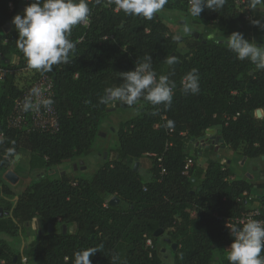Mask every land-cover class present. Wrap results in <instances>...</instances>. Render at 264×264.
<instances>
[{"label":"trees","instance_id":"trees-1","mask_svg":"<svg viewBox=\"0 0 264 264\" xmlns=\"http://www.w3.org/2000/svg\"><path fill=\"white\" fill-rule=\"evenodd\" d=\"M87 2L90 21L75 26L70 36L76 53L45 72L52 78L57 130L26 133L7 127L13 101L21 94L17 71L30 67L16 46L17 31L3 30L11 6L18 8L16 1L0 0V232L20 235L26 223L39 220L45 234L29 242L26 257L43 264H73V254L89 247L100 248L91 264H113V257L115 264H164L156 243L172 230L165 237L176 246L169 248L171 264H229L214 259L232 242L224 220L234 224L255 210V219L264 220V176L236 178L227 163L216 160H207L204 167L193 164L185 172L190 156L184 147L187 140H199L217 128L232 155L248 161L264 157V115L255 116L264 110V70L238 60L225 41L232 32L247 36L250 0H226L222 9H205L197 18L189 14V0H168L164 9L185 12L192 23L219 30V40L199 33L178 38L159 13L147 20L126 15L112 0ZM30 3L25 0L23 7ZM180 47L186 51L180 53ZM172 55L177 68L167 63ZM9 56L17 58V69L10 67ZM145 56H151L157 79L166 75L175 84L171 105L143 99L141 111L121 125L111 159L93 176L54 179L57 166L90 153L110 105L101 103L105 89L122 85V73L134 70ZM193 69L199 92L185 94L183 78ZM21 149L30 152L29 168L44 173L14 194L3 175ZM126 157L148 159L150 178L143 181L123 162ZM111 197L118 203L106 202ZM146 240L151 246H145ZM0 264H23L22 256L15 258L13 249L0 241Z\"/></svg>","mask_w":264,"mask_h":264},{"label":"clouds","instance_id":"clouds-1","mask_svg":"<svg viewBox=\"0 0 264 264\" xmlns=\"http://www.w3.org/2000/svg\"><path fill=\"white\" fill-rule=\"evenodd\" d=\"M96 2L100 3V0ZM167 2L168 0H112L116 8L126 15L147 20H152ZM225 3L226 0H189L188 11L192 17L197 18L205 9L217 11ZM250 3L251 9L264 8V0H250ZM90 16L91 9L87 0H31L22 14H16L11 20L18 33L16 46L30 68L50 72L54 65L68 63L69 58L76 53V44L70 39L72 29L78 24L88 23ZM252 23L264 29L259 20ZM183 31L190 34L192 28L189 24H184ZM225 41L238 60H247L257 70H264V44L258 45L240 32H232ZM167 63L173 65L175 59L169 58ZM122 78V85L105 89L101 103L108 105L121 102L133 106L143 98L153 105H171L175 84L166 75L157 79L151 56H145L142 62H136L134 70L122 73ZM183 91L185 94L199 92V76L195 69L183 78ZM40 95V90L33 87L23 101V110L32 109L33 97ZM43 103L50 106L52 101L44 100ZM226 227L232 238L226 250L229 264H264V255H261L264 252V220L248 218L240 224L227 223ZM99 251V247L76 251L73 254V264H91L90 257Z\"/></svg>","mask_w":264,"mask_h":264},{"label":"rangeland","instance_id":"rangeland-1","mask_svg":"<svg viewBox=\"0 0 264 264\" xmlns=\"http://www.w3.org/2000/svg\"><path fill=\"white\" fill-rule=\"evenodd\" d=\"M16 8L14 5L11 6L12 17L6 27L3 28L4 32H8L11 30H15L14 26L11 24L12 18L23 11L20 10V7L24 6L25 0H15ZM162 16L163 21L168 25L170 31L179 37H186L191 34H200L203 37H210L213 39H222V33L217 29H207L203 24H194L191 22L189 16L185 12H179L177 10H166L163 9L159 12ZM254 20H259L261 25H264V10L263 8H255L251 9V13L246 18V28H247V36L246 39L257 43L258 45L264 44V29L260 26L254 25L252 22ZM189 24L192 28V32L190 34H186L183 31V25ZM198 37V35H197ZM186 50L182 47L179 48V52L183 53ZM9 60L11 63V68L14 70L17 69L15 67L17 63V58L15 56H9ZM3 71L0 69V75L3 77ZM40 71L35 70V76L31 77L32 80H35L39 77ZM29 77V76H27ZM18 86L20 85V81H24V76L19 75ZM143 106V98H141L132 108L130 109H116L114 106V102L111 103L108 107L106 115L102 118V121L99 125V130L97 134L93 137V140L90 144V153L85 156L78 157L74 160L75 169L72 170L71 166L68 162H64L61 165L57 166L55 171L52 172V176L54 179L59 178L60 175H68L74 177L76 179L79 178H90L94 175L97 168L103 165L106 161L110 160L113 155V150L116 148L118 144V134L121 128V125L127 121L128 119L136 116L142 109ZM264 115V110H258L255 112V116L261 118ZM212 135L215 136L214 131ZM218 135V133H217ZM209 133L205 132L204 142L205 145L201 146L205 155L203 156V161H206L209 157H214L215 149L221 153V163L226 164L228 161V165L230 170L235 174L236 178L241 179H253L259 180L264 176V159L257 158L251 161L241 158L237 155H232L228 148L222 146L215 138L209 139ZM217 141V142H216ZM197 143L200 145V140H187L185 142V146L188 144ZM228 151H227V150ZM17 160L10 159V171H12L17 177L18 180L14 185H11V189L14 194H18L21 192L23 187L32 179L40 176L44 173V170H31L28 166V161L30 157V152L21 149L18 154ZM192 161L194 160V156L190 157ZM80 161V162H79ZM126 165L131 167L134 171L138 172L141 175L143 181L147 180L150 176L149 174V161L148 159H140L133 160L131 158H127L125 161ZM118 203V202H117ZM172 230H167L158 236L156 247L161 250V260L164 264H171L170 252L169 248L174 242L171 240L169 244L165 243L163 239H165L167 232H171ZM45 234V229L40 225L39 220L33 219L32 221L25 224L22 228V233L19 234H5L0 232V241L9 245L15 254V258L22 256L23 264H43L40 260H29L26 257V251L28 249V244L31 242L37 234ZM145 246H147V242L145 241ZM227 248L223 250L216 251L214 253V259L217 261H221L223 259H227ZM167 249V250H166Z\"/></svg>","mask_w":264,"mask_h":264},{"label":"built area","instance_id":"built-area-1","mask_svg":"<svg viewBox=\"0 0 264 264\" xmlns=\"http://www.w3.org/2000/svg\"><path fill=\"white\" fill-rule=\"evenodd\" d=\"M88 23L81 24V26L86 27ZM24 76V81H20L19 89L21 94L13 101V108L11 114L7 118V127L18 131H24L26 133H31L34 131H42L53 133L57 130V116L54 107L51 103L50 106L44 105V100H51L53 96V83L52 78L45 72H39V77L32 80L34 77L35 70L32 68H24L17 71ZM3 73V72H2ZM29 76V77H27ZM19 77V76H18ZM2 76L0 75V80ZM36 87L40 90L41 95L39 97H33L34 107L29 111L23 110V101L29 96L30 90ZM39 105L36 107L35 105ZM200 142H203L201 140ZM193 165V161L187 158L184 165L185 172L189 167ZM243 196H247L243 193ZM256 198V196H254ZM108 202V201H106ZM259 215L257 210L245 213L240 218L234 220V224H240L241 222L247 220L248 218L255 219ZM225 225L229 223L227 219L224 220ZM147 246H151L150 240H146Z\"/></svg>","mask_w":264,"mask_h":264},{"label":"crops","instance_id":"crops-1","mask_svg":"<svg viewBox=\"0 0 264 264\" xmlns=\"http://www.w3.org/2000/svg\"><path fill=\"white\" fill-rule=\"evenodd\" d=\"M213 131H214L215 136L212 135V132H213ZM208 133H209V136H208L209 139H212V138H215L216 140L219 139V137H218V135H217V133H218V129H217V128H214V129H212V130H209ZM204 138H205V137H202V138L199 139L200 141L203 140V142H201L200 145L197 144V143H192V146H190L191 144H188V146L186 145V146L184 147V151H185V153H186L188 156H190V157L194 156L193 164H195V165H197V166H200V167H204L205 164H206V161H207V160H216V161H218V162L221 163V162H222V161H221V153L218 152L217 149H215L214 157L211 156V157H209L206 161H203V156L205 155V152L202 151L201 146L205 145ZM203 147H204V146H203ZM226 150H227V149H226ZM227 151H228V150H227ZM29 158H30V157H29ZM126 159H127V157L124 158L123 161H125ZM28 163H29V161H28ZM124 163H125V162H124ZM227 163H228V161H227ZM149 178H150V176L147 178V180H148Z\"/></svg>","mask_w":264,"mask_h":264},{"label":"water","instance_id":"water-1","mask_svg":"<svg viewBox=\"0 0 264 264\" xmlns=\"http://www.w3.org/2000/svg\"><path fill=\"white\" fill-rule=\"evenodd\" d=\"M23 9H24V7H20V10L21 11H23ZM156 16H157V14H155ZM195 37H197V35H195ZM171 58H173V55L171 56ZM174 68H177L178 66H179V62L177 61V60H175V63L172 65ZM218 141V140H217ZM216 141V142H217ZM219 143L221 144L222 143V141L221 140H219ZM17 158H18V156H15V160H17ZM262 159H264V157H261ZM9 167H10V163H7L6 164V172L4 173V175H3V179L6 181V182H8V183H10L11 185H14L16 182H17V180H18V177L12 172V171H10V169H9ZM192 181H193V179H191ZM110 204H116L117 203V199H116V197H111L110 199H109V201H108ZM7 214V213H6ZM0 215H1V209H0ZM26 224H28V223H26ZM51 228H52V225H49L48 226V231L50 232L51 231ZM65 231V227H63V232ZM160 230L159 231H157L156 233H155V236H158L159 234H160ZM163 241L165 242V243H167V244H169L170 242H171V240L170 239H167V238H165V239H163ZM171 248L174 250L175 248H176V246H175V244H172L171 245Z\"/></svg>","mask_w":264,"mask_h":264},{"label":"flooded vegetation","instance_id":"flooded-vegetation-1","mask_svg":"<svg viewBox=\"0 0 264 264\" xmlns=\"http://www.w3.org/2000/svg\"><path fill=\"white\" fill-rule=\"evenodd\" d=\"M80 162V161H79ZM69 163V165L71 166V169L72 170H74L76 167H75V165H74V163L73 162H68ZM42 175V174H41ZM39 234V233H38Z\"/></svg>","mask_w":264,"mask_h":264}]
</instances>
